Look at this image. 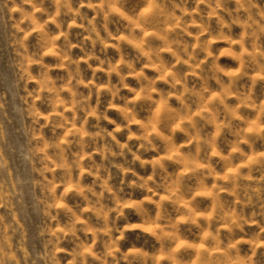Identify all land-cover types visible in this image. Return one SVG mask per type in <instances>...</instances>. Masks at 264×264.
I'll use <instances>...</instances> for the list:
<instances>
[{
    "label": "clouds",
    "instance_id": "clouds-1",
    "mask_svg": "<svg viewBox=\"0 0 264 264\" xmlns=\"http://www.w3.org/2000/svg\"><path fill=\"white\" fill-rule=\"evenodd\" d=\"M0 264H264V0H0Z\"/></svg>",
    "mask_w": 264,
    "mask_h": 264
}]
</instances>
